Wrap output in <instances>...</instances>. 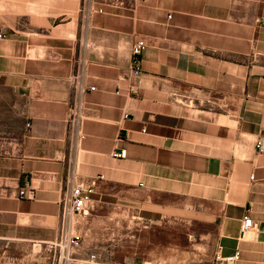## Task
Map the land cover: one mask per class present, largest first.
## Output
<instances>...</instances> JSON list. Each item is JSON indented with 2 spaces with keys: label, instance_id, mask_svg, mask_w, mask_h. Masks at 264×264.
Masks as SVG:
<instances>
[{
  "label": "crops",
  "instance_id": "0c3cea01",
  "mask_svg": "<svg viewBox=\"0 0 264 264\" xmlns=\"http://www.w3.org/2000/svg\"><path fill=\"white\" fill-rule=\"evenodd\" d=\"M0 34L1 264H50L32 245L91 182L80 262L264 264V0H0ZM195 222L209 252L191 253Z\"/></svg>",
  "mask_w": 264,
  "mask_h": 264
},
{
  "label": "built area",
  "instance_id": "2783aa9c",
  "mask_svg": "<svg viewBox=\"0 0 264 264\" xmlns=\"http://www.w3.org/2000/svg\"><path fill=\"white\" fill-rule=\"evenodd\" d=\"M98 12H102L98 10ZM3 34H0V38H4ZM147 44L144 39H137L130 48V65L129 71L133 79H138L141 75L140 68V55L146 49ZM94 88H89V91H93ZM84 108L80 103L74 104L69 107L67 116V125L70 131H74L77 134L79 140L84 138L82 134V124L85 120ZM125 117H127L125 115ZM29 127V125H27ZM256 150L258 153L264 151L263 144L257 142ZM115 159H124L126 157L125 150L118 149L112 154ZM253 179V177L251 176ZM94 183L90 185H77L70 190L67 201L63 203L61 211V219L59 230L56 237L51 241L36 242L32 247L37 248L40 252L50 255V264H92L95 256L91 255L87 262H80L75 259L74 255L81 249L82 238L79 234H76L71 229L72 220L75 217H85L89 214L90 195L93 192ZM19 198L32 199L33 191L28 186L22 187L19 190ZM241 234L255 232L257 230L256 225L252 222L249 216H244L241 222ZM240 259V253L234 252L230 256L221 257L215 256L217 264H235ZM1 264V261H0Z\"/></svg>",
  "mask_w": 264,
  "mask_h": 264
},
{
  "label": "rangeland",
  "instance_id": "374dc122",
  "mask_svg": "<svg viewBox=\"0 0 264 264\" xmlns=\"http://www.w3.org/2000/svg\"><path fill=\"white\" fill-rule=\"evenodd\" d=\"M208 228L207 226L200 224L198 222H195L192 224L190 229H186V232H188V234L191 235V253H197L199 249H207L209 252L210 246L208 245V243H206L203 239H200V237L202 235H205V233L207 234L208 232ZM179 230H177L178 232ZM180 231H184L183 229H181ZM190 231V232H189ZM179 236H183V234L177 233V238ZM178 240V239H177ZM178 242V241H177ZM187 247V246H186ZM179 249V251H182L180 249H183V246H181V248L177 247ZM192 263L191 264H199L197 259L192 257L191 259ZM177 264H182V258L180 256V258L178 257V253H177ZM204 264V263H202ZM206 264H210V262H207Z\"/></svg>",
  "mask_w": 264,
  "mask_h": 264
}]
</instances>
